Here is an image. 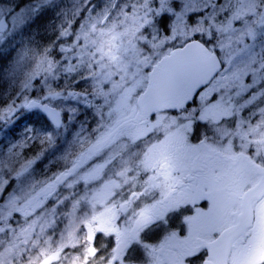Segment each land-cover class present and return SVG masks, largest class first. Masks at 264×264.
<instances>
[{"label":"snow or ice","instance_id":"1","mask_svg":"<svg viewBox=\"0 0 264 264\" xmlns=\"http://www.w3.org/2000/svg\"><path fill=\"white\" fill-rule=\"evenodd\" d=\"M0 264H264V0H0Z\"/></svg>","mask_w":264,"mask_h":264}]
</instances>
